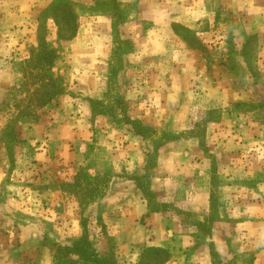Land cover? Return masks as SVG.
Returning <instances> with one entry per match:
<instances>
[{"label":"rangeland","instance_id":"obj_1","mask_svg":"<svg viewBox=\"0 0 264 264\" xmlns=\"http://www.w3.org/2000/svg\"><path fill=\"white\" fill-rule=\"evenodd\" d=\"M54 1L0 0V201L14 184L17 203L15 211H0V245L36 238L37 246L20 247L25 258L79 263L60 248L86 235L100 255L137 264L147 246L141 237L150 233L140 232L133 245L117 243L102 209L111 201L105 197L110 177L193 176L190 159L208 155L212 209L199 222L191 250L204 259L199 264H255L264 231L256 221L264 217V0H68L78 33L69 40L57 39L44 11ZM149 29L151 40L136 36ZM53 82L63 92L48 100ZM85 104L109 132L104 127L68 144L55 135L50 159L36 158L29 128L40 123V130L51 114L74 120ZM120 133L136 142L138 150L132 142L128 151L133 169L125 159L110 161L108 153L94 151L95 136L113 138L116 148ZM52 139L43 131L37 142ZM194 144L200 154L185 155ZM137 180L163 199L150 192L147 179ZM183 218L197 222L191 210ZM29 220L36 227L21 225V238L20 228H7ZM221 220L216 241L207 240ZM188 261L181 262L194 263Z\"/></svg>","mask_w":264,"mask_h":264},{"label":"crops","instance_id":"obj_2","mask_svg":"<svg viewBox=\"0 0 264 264\" xmlns=\"http://www.w3.org/2000/svg\"><path fill=\"white\" fill-rule=\"evenodd\" d=\"M154 32L155 31L153 29H149L143 33H137L136 36H139L140 39L142 38V40L147 38H150L151 40V34ZM76 34L78 33L76 32ZM157 36L160 37L159 34ZM153 42H155V40ZM151 45H149V48H152ZM65 94L66 93H64V95ZM63 98L64 96H61L60 100ZM72 99L75 100L76 98L72 97ZM78 100L82 101L80 98H78ZM82 107L83 112L75 113L74 120L72 119L73 117L69 119L59 118L58 115L51 114L48 120L43 122L44 126L40 128V130L42 129L41 132L38 127L40 126V123L33 125L32 128H29L32 133L35 132L33 135L36 137V142L34 141L35 143H33L37 145V149L35 150L36 158L45 155V157L47 156V158L50 159L51 154H47V152L52 148L53 143L55 144V141L52 139L55 137V135H59V141L68 144L70 138H72L73 141L85 140L86 138L90 137L88 136V133L98 134L99 132L102 133L104 131L103 128L105 126L102 128V126L95 121L94 118L96 116L92 117V111L90 107L86 104ZM43 131L45 133V137H48L52 140H48L50 143L45 140L42 142V144L38 145L37 141L40 140ZM105 132H109L107 127H105ZM120 136L121 138L123 136V140H121V145L116 147L117 149L113 147V138L110 141L107 139V141L106 139L103 140V137L105 136H95L96 140L93 143L94 151L96 150L95 153H108L109 155H107V159H110V161H114V159H117L116 161H118L119 157L122 160L125 159L123 164L128 166L126 169H133L135 167V160L128 151L132 149L133 143L135 149L137 148L135 145L136 142L131 141L130 137H134L127 133H120ZM97 139L100 140L97 142ZM106 142L107 145L104 147L103 144ZM128 142L131 143L128 144ZM86 144L87 141L85 146ZM41 145H45L46 148L44 149L42 146V149L40 150ZM173 147V144L168 146V148L171 149H173ZM190 149V151H183L184 154L189 155V153L192 151L197 155L199 152H201L197 145L190 147ZM160 152L161 154L165 153L163 150ZM162 159H166L165 165L167 169L174 167L170 161V157H165ZM110 161L109 164L111 163ZM190 162L191 168L195 169L192 172L193 176H170L166 175V173L164 176L110 177L108 183L109 190L107 191L105 197L109 196L111 201L108 205L102 206V209H104L106 213L108 212L109 216H111V219L108 220L110 224L109 228H111L113 235L118 238V244L121 245L126 243L128 245H133V243H138L139 240H136L138 237L137 235H139L140 232H146V234L150 233V236L145 240L141 237V243H145L147 246L167 248L171 251V258L166 264H184L181 261L185 262L187 257L189 260L191 259V261L194 262L192 264H199V262L204 260L200 257V255V258L197 257V251L193 252L190 246L198 244L197 237L195 236L198 230V224L200 221L202 223L205 222L206 219L204 220V217L208 216L209 218L212 209L211 197L213 190L211 188V178L209 176L210 158L208 155L198 156L197 158L190 159ZM141 177H143V179H147L148 183H150L149 185H152L150 186V192L154 193L155 191H158V195L156 197L163 199L155 200V198L151 197L152 195L148 191L145 192V188H143L137 180ZM12 186V188L6 189L7 191H5L4 194L5 197L2 199V201H0L1 212L3 211L10 213L15 211L14 206H16L17 203H13L15 199H13L12 195L13 191H16V188L14 184H12ZM93 205L96 208L101 207L99 202H95ZM182 205L189 206L190 208H183ZM173 207H176L182 211H173L171 210ZM259 208L260 212L262 213L264 211V207L260 206ZM190 210L196 214L197 222H186L183 218V214ZM30 211L32 212L33 210L30 208ZM197 214H200L199 218ZM221 217H223V215H221ZM256 221L259 222L257 224H264V217L259 218L257 216ZM30 222L31 221L29 220L21 223L17 222L15 224L10 223L8 224L7 228L11 231L15 230L17 227L20 228L21 225H23L22 228H35L36 226H32V223ZM246 223L248 222L238 224L242 225ZM222 225H224L223 220L215 222V225L211 227L212 236L210 238L209 235L207 240L215 242L216 240L214 235L217 233L219 228L222 229ZM21 231H23L21 228L19 229V232L15 231L19 238H21ZM123 235L126 237L125 241L123 239ZM257 238H260V246L259 248H255V264H259L264 259V242H262V239H264V231L260 230ZM23 239V241L18 239V242L14 241V239L7 240L5 245H0V264H36L35 258L24 257L25 254L21 251L20 247L25 245V243L29 244L30 246L33 244L37 246L39 244V240L26 236ZM73 240L74 239L69 241ZM92 243L95 245V242L92 241ZM188 250H190V252H187L183 255V251ZM205 262H209L210 264L211 260L208 259L207 261L205 260Z\"/></svg>","mask_w":264,"mask_h":264},{"label":"trees","instance_id":"obj_3","mask_svg":"<svg viewBox=\"0 0 264 264\" xmlns=\"http://www.w3.org/2000/svg\"><path fill=\"white\" fill-rule=\"evenodd\" d=\"M44 11L57 26L58 40H69L75 37L77 32L76 16L68 0H56ZM46 55L50 56L49 62L53 64V50L49 49ZM54 85L55 83L53 82V89L48 92V100L63 92L60 87ZM137 133L139 135L140 132L137 130ZM60 249L68 255L75 256L79 260V263L71 261L68 264H81L86 261L93 262L94 264H118L113 257L100 255L86 235L73 245L62 246ZM170 258L171 253L169 249L158 246H146L137 264H166Z\"/></svg>","mask_w":264,"mask_h":264}]
</instances>
